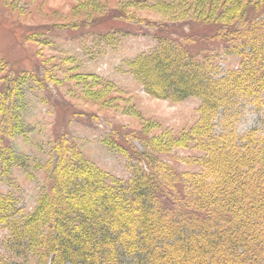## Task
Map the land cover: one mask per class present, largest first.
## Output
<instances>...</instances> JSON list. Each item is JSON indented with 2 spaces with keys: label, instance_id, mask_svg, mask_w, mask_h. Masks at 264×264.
I'll use <instances>...</instances> for the list:
<instances>
[{
  "label": "trees",
  "instance_id": "16d2710c",
  "mask_svg": "<svg viewBox=\"0 0 264 264\" xmlns=\"http://www.w3.org/2000/svg\"><path fill=\"white\" fill-rule=\"evenodd\" d=\"M155 1L174 17L192 11L199 23L193 28L203 25L197 36L220 41L239 66L220 75L217 54H193L156 36L155 49L130 61L131 72L151 96L200 98L197 124L150 138L152 152L134 149L127 180L89 163L66 139L57 143L49 185L31 211L0 191V227L7 231L1 246L8 254L0 251V264H264V130L249 132L243 146L234 127L213 133L216 113L235 96L261 104L264 0ZM26 74L15 78L17 87ZM7 85L8 101L17 91L9 79ZM13 108L0 123V181L21 162L6 139L25 131L20 106ZM174 148L203 151L193 161L199 169L177 170L157 157Z\"/></svg>",
  "mask_w": 264,
  "mask_h": 264
},
{
  "label": "rangeland",
  "instance_id": "374dc122",
  "mask_svg": "<svg viewBox=\"0 0 264 264\" xmlns=\"http://www.w3.org/2000/svg\"><path fill=\"white\" fill-rule=\"evenodd\" d=\"M157 9L155 0H0V123H5L3 111L10 114L16 103L25 125L23 133L6 138L21 162L0 181V191L13 195L22 212L31 211L48 187L55 148L63 139L89 163L127 180L135 167L134 149L152 152L150 138L197 124L200 98L176 102L151 96L131 72L130 61L155 49L156 36L193 54H217L220 75L239 66V58L223 52L220 41L197 36L204 30L201 23L193 28L199 23L192 11L179 18ZM25 73L17 87L15 78ZM8 79L17 96L7 101ZM260 101L235 96L216 113L214 135L234 127L243 146L249 132L264 130V94ZM201 154L174 148L157 157L177 170L196 171L193 161ZM6 235L0 227L3 254Z\"/></svg>",
  "mask_w": 264,
  "mask_h": 264
}]
</instances>
